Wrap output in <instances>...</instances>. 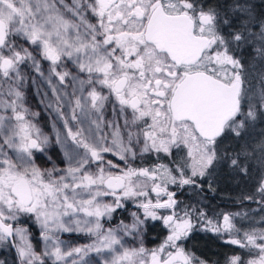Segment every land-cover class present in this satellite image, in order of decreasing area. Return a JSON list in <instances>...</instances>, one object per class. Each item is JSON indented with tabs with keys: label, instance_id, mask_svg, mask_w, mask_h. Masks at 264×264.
<instances>
[{
	"label": "snow or ice",
	"instance_id": "1",
	"mask_svg": "<svg viewBox=\"0 0 264 264\" xmlns=\"http://www.w3.org/2000/svg\"><path fill=\"white\" fill-rule=\"evenodd\" d=\"M222 174L239 181L231 207L214 202ZM199 232L222 241L216 259L189 247ZM3 252L264 264V4L0 0Z\"/></svg>",
	"mask_w": 264,
	"mask_h": 264
},
{
	"label": "flooded vegetation",
	"instance_id": "2",
	"mask_svg": "<svg viewBox=\"0 0 264 264\" xmlns=\"http://www.w3.org/2000/svg\"><path fill=\"white\" fill-rule=\"evenodd\" d=\"M30 102L32 104V107L34 110H38L41 112L43 118L41 121V126L43 128H45V130L50 134V135H55L56 133V127H53V119L52 117L49 115V113L44 110L43 105L40 103V97L39 96H32L30 98ZM62 238L67 239L68 238V234H62ZM34 239H39L38 237H34ZM160 239V238H159ZM159 239H154L156 241H158ZM199 241H205L206 243H208V245L210 246L211 244L213 245V243L218 247L217 250H210V251H205L203 249H199V245L198 242ZM71 243H84V239L78 236H72ZM150 245V243H149ZM222 245V241L218 240L215 236H213V234L211 233H205V232H199L196 233L194 235V238L189 242V247L190 248H194L196 249L198 252H203L206 255L212 256L213 253H221L224 249L221 247ZM151 246V245H150ZM213 259H216L215 256H212ZM12 261V255L10 254V263Z\"/></svg>",
	"mask_w": 264,
	"mask_h": 264
},
{
	"label": "trees",
	"instance_id": "3",
	"mask_svg": "<svg viewBox=\"0 0 264 264\" xmlns=\"http://www.w3.org/2000/svg\"><path fill=\"white\" fill-rule=\"evenodd\" d=\"M257 5H262L264 4V0H257L254 1ZM235 191H227L225 190V186H223V184L221 183V180L219 179V182L216 186V194H215V204H221L224 205L225 207H231V205L227 204V201L232 198L235 194ZM185 195H191V193H186ZM209 196H213L212 193H208ZM160 229L156 228L153 229L152 231L149 232L148 234V240L150 242V245H152V242H154L153 240L159 239L161 236L159 235ZM199 245V249H203L205 251H210V250H217L218 247L213 243V245L211 244L210 246L208 245V243H206L205 241H199L198 242ZM7 259L9 264L10 263V254L9 256H5L4 259Z\"/></svg>",
	"mask_w": 264,
	"mask_h": 264
},
{
	"label": "rangeland",
	"instance_id": "4",
	"mask_svg": "<svg viewBox=\"0 0 264 264\" xmlns=\"http://www.w3.org/2000/svg\"><path fill=\"white\" fill-rule=\"evenodd\" d=\"M254 1H257V0H254ZM255 3V2H254ZM32 105V104H31ZM42 118H43V116H42V114H41V121H42ZM40 121V122H41ZM256 131L258 132V131H260V128H257L256 129ZM49 132V131H48ZM219 179L221 180V183L223 184V186H225V190H227V191H235V189H236V185H237V183L239 182L238 180H233V179H231L230 177H228L227 176V174H222L220 177H219ZM235 194V193H234ZM162 237H160V239H161ZM35 240H37V239H34V242H35ZM153 241H156V240H153ZM148 243H150L149 242V240L147 241ZM7 257V256H9V254L8 253H6V252H3V253H0V259H4V257Z\"/></svg>",
	"mask_w": 264,
	"mask_h": 264
}]
</instances>
